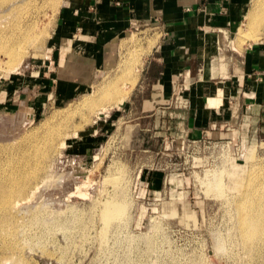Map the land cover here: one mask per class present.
I'll list each match as a JSON object with an SVG mask.
<instances>
[{"label": "rangeland", "instance_id": "374dc122", "mask_svg": "<svg viewBox=\"0 0 264 264\" xmlns=\"http://www.w3.org/2000/svg\"><path fill=\"white\" fill-rule=\"evenodd\" d=\"M55 1L49 8L47 0H28L13 13L12 19L23 14L16 32L37 22L43 38L20 44L25 48L17 69L8 73V58L0 53V182L32 173L37 177L27 187L38 188L11 211L8 219L15 222H4L0 213V263L264 264V245L257 259L240 247L232 205L238 179H264V132L245 123L222 139H178L161 131L158 113L142 118L140 100L128 107L136 86L101 117L81 108L85 96L112 79L128 49L125 42L116 68L86 90L35 107L39 89L33 81L53 79L58 68L54 36L66 0ZM263 38L238 41L234 32L225 47L232 49L234 40L244 49ZM139 41L138 35L129 47L141 53L138 78L153 44L149 40L143 49ZM115 111L119 118L109 120ZM104 202L123 207L107 224L99 214ZM7 234L17 237L2 238ZM6 243L12 252L1 251Z\"/></svg>", "mask_w": 264, "mask_h": 264}, {"label": "crops", "instance_id": "0c3cea01", "mask_svg": "<svg viewBox=\"0 0 264 264\" xmlns=\"http://www.w3.org/2000/svg\"><path fill=\"white\" fill-rule=\"evenodd\" d=\"M250 2L66 0L54 36L57 72L33 81L39 89L33 104L40 108L46 99L63 101L86 90L116 68L124 42L128 49L116 71L134 52L141 61L129 48L139 35L143 49L153 41L128 106L140 100L142 118L158 113L161 131L182 140L222 139L245 123L264 132V38L244 49L225 47Z\"/></svg>", "mask_w": 264, "mask_h": 264}, {"label": "bare ground", "instance_id": "6f19581e", "mask_svg": "<svg viewBox=\"0 0 264 264\" xmlns=\"http://www.w3.org/2000/svg\"><path fill=\"white\" fill-rule=\"evenodd\" d=\"M27 2L28 0H0V53L8 58L6 62L7 69H5L8 73L17 69L21 63L25 48H23V45L20 46L22 42L25 43L32 38L33 45H36L38 42L41 43L43 41V38L36 31V29L39 31L37 22L21 29L19 32L14 30L15 26L22 23L23 14L19 13L15 19H12L13 13L20 12ZM55 2V0H47L49 8H53ZM263 34L264 0H256L253 7L248 10L244 22L239 27L236 38L238 41L249 38L250 41L255 42ZM232 45L235 47L234 40ZM138 57L139 55L136 53L131 54L128 60L120 64L116 74L104 87L97 88L92 94L83 98L80 107L91 111L95 110V114L100 117L103 111H109L119 106L128 98L138 79L141 65ZM1 64L0 62V68ZM101 85L103 84L99 86ZM65 137L67 138V136ZM65 139H62L59 143L61 147L65 145ZM16 176L17 178H8L0 182V213L3 221L7 223L15 222L8 219V217H12L11 211L18 210V206L21 209V203L28 201L26 198L30 197L35 189H38L36 186H33L32 189L27 187L29 181L36 179V174L20 172ZM234 186L239 189L238 196L232 204L236 213L235 228L237 239L245 254L252 257V259H257L256 255L262 256L261 248L264 245V179H261L259 175L250 174L245 179H238ZM26 194L28 196H25ZM122 212V206L104 202L99 214L104 224H107ZM3 237H9L14 240L17 234H7ZM4 240L10 243L9 240ZM13 250V245L7 243L3 250L1 249L3 252H12ZM0 264L4 263L1 262Z\"/></svg>", "mask_w": 264, "mask_h": 264}]
</instances>
